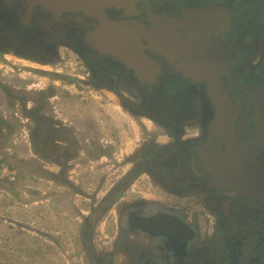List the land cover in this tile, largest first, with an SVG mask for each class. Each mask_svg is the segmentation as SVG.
<instances>
[{
  "label": "flooded vegetation",
  "instance_id": "obj_1",
  "mask_svg": "<svg viewBox=\"0 0 264 264\" xmlns=\"http://www.w3.org/2000/svg\"><path fill=\"white\" fill-rule=\"evenodd\" d=\"M213 5L228 11L230 24L212 28V14L196 18L210 23L204 35L212 32V46L199 36L197 44L161 49L158 34H148L147 62H138L125 48L95 43L98 22L84 13L56 16L28 0H0V53L51 66L68 82L82 79L75 80L83 94L111 92L130 124H150L131 152L119 154L126 142L107 139L105 124L67 118L54 93L43 106L10 101L35 112L23 150L35 161L38 191L43 181L92 202L81 201L88 212L80 208L77 217L80 251L72 256L80 264H264V0H141L133 17L107 15L150 26V15L183 21ZM212 69L223 73L216 95ZM69 84L60 87L72 91ZM143 176L154 195H136ZM57 207L59 215L64 205Z\"/></svg>",
  "mask_w": 264,
  "mask_h": 264
},
{
  "label": "rangeland",
  "instance_id": "obj_2",
  "mask_svg": "<svg viewBox=\"0 0 264 264\" xmlns=\"http://www.w3.org/2000/svg\"><path fill=\"white\" fill-rule=\"evenodd\" d=\"M5 55L8 56L5 57ZM71 57L74 61L73 67H75V55ZM68 72L82 76L80 72L70 69ZM56 76L69 75L54 73L51 66L33 63L14 54L0 53V182L7 181L1 177L3 166L18 173L17 181L8 183H11L18 190L26 191L24 197L27 198L28 203L19 206L13 219H9L11 220L9 221L11 223L10 228L14 229L11 232L18 234L10 237L8 242L6 240L0 241V264H80L75 259L76 257L72 256L73 251H80V247L76 246L79 245L77 217L81 215L80 208L88 212V208L82 206L81 201L83 204L87 203V206L91 202L84 200L80 196L81 194L60 189L54 192L52 190L55 188L50 185L52 190L48 189L49 185L43 181L39 187L41 190L38 191L36 173H34L36 172L35 161L28 158L23 150L27 151L28 128L32 126L30 124H34L36 121L33 119L35 112L34 110L29 111L27 104H22V107L18 108L14 107L13 101L10 103L11 100L24 98L32 108L34 104L43 106L42 101L45 99V95L54 93L53 95L58 96L55 100L53 99L54 106L58 110L62 109L61 112H66L64 115L67 118L78 124H90L88 122L105 124L104 127H99L105 129L104 136L107 139L115 138L118 135L121 142H126L121 147L120 152L118 151L119 154L131 152L133 146L138 143L137 139L140 134L146 132L150 125L141 124L138 127L137 124H130L129 122L134 118L120 107L118 100L111 92L105 90V93L93 92L92 95H86L81 93L82 87L75 80L78 79L82 82V79L70 76L74 80L68 82ZM63 84H69L68 87L70 88L71 85H75L79 90L74 87L71 89L72 91H68L60 87ZM12 89L16 92L13 93ZM62 89L67 95L62 93ZM18 92L20 95L17 94ZM9 103L10 106L7 107ZM66 117L63 116L64 119ZM38 118L40 117L38 116ZM95 120L98 121L95 122ZM116 129V135L112 134L113 130ZM104 170L106 173L110 172L109 168L104 167ZM110 177H112L111 180ZM117 177L119 174L107 177V187L117 180ZM145 178L146 176L139 178L141 183H137V186L134 187L137 191L136 195H140L138 192L154 195L153 189H151L152 191L147 189L149 185L145 184ZM33 199H41L43 202L41 205L37 204L34 209V206L29 205ZM55 201L56 205L54 204ZM62 203L64 208L59 211L58 215L56 208L59 209L57 205H62ZM36 218L38 220H35ZM20 223L21 226L24 225V230L19 228ZM99 226L102 230L108 227V224L102 222ZM34 231L35 234L33 235Z\"/></svg>",
  "mask_w": 264,
  "mask_h": 264
},
{
  "label": "water",
  "instance_id": "obj_3",
  "mask_svg": "<svg viewBox=\"0 0 264 264\" xmlns=\"http://www.w3.org/2000/svg\"><path fill=\"white\" fill-rule=\"evenodd\" d=\"M139 1L141 0H28L31 7L40 6L56 16H61L64 13L81 12L95 19L98 22V26L95 31L90 33L94 37V42L101 46L107 45L113 50L116 47H120L121 51L125 48L128 57L138 62H141L139 58L143 59L142 62H147V57L141 49V38L148 34H158L160 42L157 46L161 49L162 47L166 49L171 47L170 50L176 49L177 44L186 40L190 44H197L199 43V36L203 41L207 39L209 45L212 46V38L210 36L212 32L209 33V37L204 35V29H208L207 25L210 23H203L196 18L201 15L208 16L212 14V28H225L229 27L230 24L228 11L224 7L217 5L202 11L192 12L189 16L193 19L188 20L186 16L183 21L168 15H150L148 18L150 26L136 20L114 21L107 15V10L115 9L118 11L123 10L127 17H133L138 13L137 4ZM256 22L259 21L256 20ZM179 29L186 31L188 36L182 39L178 33ZM212 30L217 31V29ZM216 66L219 67L220 64ZM216 73L217 75H214ZM221 74L223 73L220 70L212 69L210 89L212 88L214 95L220 94L222 91ZM203 159H205V163H203L206 168L212 169V160L209 157ZM222 165L226 169L224 162Z\"/></svg>",
  "mask_w": 264,
  "mask_h": 264
},
{
  "label": "crops",
  "instance_id": "obj_4",
  "mask_svg": "<svg viewBox=\"0 0 264 264\" xmlns=\"http://www.w3.org/2000/svg\"><path fill=\"white\" fill-rule=\"evenodd\" d=\"M24 192H26V191L18 190L11 183H8V181H1L0 182V197H1L0 198V227H1L0 228V241L1 242H4V240H6L8 242L10 237L16 236L18 234L17 232H11V230H14V229L10 228L11 223H9V221H11V220H9V219H13L16 210L19 209L18 208L19 206L24 205V204H28L26 201L27 198L24 197ZM45 201H48V200H45ZM42 202L43 201L41 199H39V200L33 199L32 202L29 203V205L34 206V209H35L36 205L37 204L41 205ZM21 222H23V221H21ZM24 222H28V221H24ZM17 226L19 227V225H17ZM21 227L22 226L20 223L19 228H21ZM34 233L35 232H33L32 234H34Z\"/></svg>",
  "mask_w": 264,
  "mask_h": 264
},
{
  "label": "built area",
  "instance_id": "obj_5",
  "mask_svg": "<svg viewBox=\"0 0 264 264\" xmlns=\"http://www.w3.org/2000/svg\"><path fill=\"white\" fill-rule=\"evenodd\" d=\"M17 174L18 173L8 169L6 166H3V169L1 170V177L9 182L16 181Z\"/></svg>",
  "mask_w": 264,
  "mask_h": 264
},
{
  "label": "bare ground",
  "instance_id": "obj_6",
  "mask_svg": "<svg viewBox=\"0 0 264 264\" xmlns=\"http://www.w3.org/2000/svg\"><path fill=\"white\" fill-rule=\"evenodd\" d=\"M170 49H171V47L170 48L168 47V50H170Z\"/></svg>",
  "mask_w": 264,
  "mask_h": 264
},
{
  "label": "clouds",
  "instance_id": "obj_7",
  "mask_svg": "<svg viewBox=\"0 0 264 264\" xmlns=\"http://www.w3.org/2000/svg\"><path fill=\"white\" fill-rule=\"evenodd\" d=\"M9 182V181H8Z\"/></svg>",
  "mask_w": 264,
  "mask_h": 264
}]
</instances>
